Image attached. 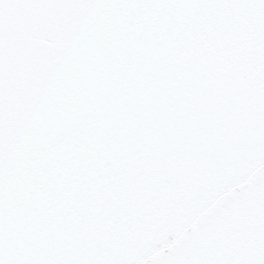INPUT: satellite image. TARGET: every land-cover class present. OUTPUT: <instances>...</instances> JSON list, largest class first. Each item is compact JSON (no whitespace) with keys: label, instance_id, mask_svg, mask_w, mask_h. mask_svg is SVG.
<instances>
[{"label":"snow or ice","instance_id":"obj_1","mask_svg":"<svg viewBox=\"0 0 264 264\" xmlns=\"http://www.w3.org/2000/svg\"><path fill=\"white\" fill-rule=\"evenodd\" d=\"M185 43L201 78L246 68L264 136V0H0V264H119L78 221L104 214L109 159L145 135L133 112L158 124L189 87L164 79ZM236 264H264V238Z\"/></svg>","mask_w":264,"mask_h":264},{"label":"water","instance_id":"obj_2","mask_svg":"<svg viewBox=\"0 0 264 264\" xmlns=\"http://www.w3.org/2000/svg\"><path fill=\"white\" fill-rule=\"evenodd\" d=\"M102 15L127 22L130 14ZM150 15L160 21L175 14ZM136 31L142 40L148 28ZM174 47L168 43L164 51ZM186 47L184 61L164 79L179 75L189 87L177 92L158 124L148 107L133 112V121L147 126L145 135L109 159L104 214L90 211L78 221L119 264H236L264 238L257 84L237 75L246 68L231 62L219 67L214 82L201 78ZM152 63L159 64V57L153 56ZM192 88L201 93L196 103ZM158 100L153 95L151 103Z\"/></svg>","mask_w":264,"mask_h":264}]
</instances>
